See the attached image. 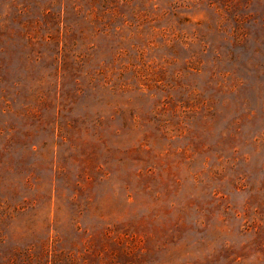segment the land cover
Wrapping results in <instances>:
<instances>
[{
  "label": "rangeland",
  "instance_id": "rangeland-1",
  "mask_svg": "<svg viewBox=\"0 0 264 264\" xmlns=\"http://www.w3.org/2000/svg\"><path fill=\"white\" fill-rule=\"evenodd\" d=\"M0 264H264V0H0Z\"/></svg>",
  "mask_w": 264,
  "mask_h": 264
}]
</instances>
